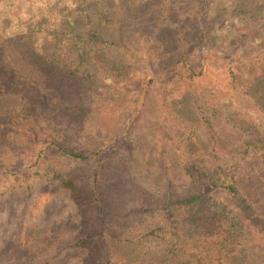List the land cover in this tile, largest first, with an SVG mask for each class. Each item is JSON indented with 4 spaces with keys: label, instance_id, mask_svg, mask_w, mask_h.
Returning a JSON list of instances; mask_svg holds the SVG:
<instances>
[{
    "label": "trees",
    "instance_id": "1",
    "mask_svg": "<svg viewBox=\"0 0 264 264\" xmlns=\"http://www.w3.org/2000/svg\"><path fill=\"white\" fill-rule=\"evenodd\" d=\"M19 1L0 0V96L21 94L24 105L0 124L17 128L40 108L76 118L114 111L124 129L118 137L97 134L73 146L54 139L25 162L35 159L26 168L0 159V196L17 185L29 189L41 176L59 180L81 201L72 180L37 168L53 148L83 166L103 231L112 228L103 198L107 162L122 150L131 156V126L156 95L163 107L191 125L193 139L179 148L191 194L165 207L173 234L168 259L172 264H264L251 246L262 217L238 180L246 161L256 159L264 170V0H46L38 14L26 19L13 13ZM169 5L188 19L189 28L179 27ZM193 43L209 48L215 59L224 54L223 47L216 51L220 46L233 51L223 60L226 93L204 86L206 67H195ZM10 51L44 82L20 72ZM219 118L240 133L234 142L219 129ZM12 174L14 186L5 184L1 190ZM106 236L114 238L112 232ZM109 259L120 261L116 253Z\"/></svg>",
    "mask_w": 264,
    "mask_h": 264
},
{
    "label": "rangeland",
    "instance_id": "2",
    "mask_svg": "<svg viewBox=\"0 0 264 264\" xmlns=\"http://www.w3.org/2000/svg\"><path fill=\"white\" fill-rule=\"evenodd\" d=\"M45 3L46 0H20L13 13L26 19L38 14ZM167 8L174 12L172 17L179 27L189 28L188 19L182 17L174 5ZM9 23L10 20H6L5 25ZM190 47L195 67H206L204 86L209 91L214 87L219 94L226 93L228 81L223 60L233 51L220 46L216 51L223 47L224 54L219 53V59H215L208 55L209 48L201 43H193ZM111 54L119 59L116 52ZM11 60L24 75L44 82L40 73L17 54L13 53ZM128 63L126 60V71ZM23 105L21 94L0 96V121L19 114ZM121 123L114 111H96L76 118L52 115L39 108L17 128L0 124V159L13 167L23 166L37 150L54 139L73 146L97 134L118 137L124 129ZM217 124L233 142L240 136L226 119L219 118ZM191 128L189 123L163 107L159 97L150 96L149 103L131 126V143H127L132 148L131 156L122 150L107 162L103 198L113 226L106 231L89 196L83 166L52 148L41 158L37 168L72 180L82 199L76 200L59 180L41 176H36L29 189L18 185L8 188L11 190L0 196V264H115L113 260L109 263L110 253L120 258L117 264H172L168 259L173 242L172 225L166 218L165 207L191 194L190 179L179 149L181 144L193 141ZM182 138L185 139L181 143ZM34 162L35 159L24 168ZM11 178L16 177L12 174L5 178L1 190L5 191V184H15ZM238 180L242 192L262 217V225L253 230L251 246L255 248V255L264 257V170L256 159L246 161ZM219 196L230 200L223 193ZM110 232L114 238L106 236ZM79 240L82 243L77 245Z\"/></svg>",
    "mask_w": 264,
    "mask_h": 264
}]
</instances>
